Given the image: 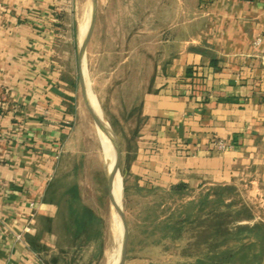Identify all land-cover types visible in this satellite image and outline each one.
I'll return each instance as SVG.
<instances>
[{
    "label": "crops",
    "instance_id": "obj_1",
    "mask_svg": "<svg viewBox=\"0 0 264 264\" xmlns=\"http://www.w3.org/2000/svg\"><path fill=\"white\" fill-rule=\"evenodd\" d=\"M110 2L114 17L140 5L145 34L159 35L127 177L145 189L235 187L254 213L241 223L264 221V0H96V13ZM93 4L0 0V264H74L98 240L96 211L57 181L78 114L72 29Z\"/></svg>",
    "mask_w": 264,
    "mask_h": 264
},
{
    "label": "rangeland",
    "instance_id": "obj_2",
    "mask_svg": "<svg viewBox=\"0 0 264 264\" xmlns=\"http://www.w3.org/2000/svg\"><path fill=\"white\" fill-rule=\"evenodd\" d=\"M138 7L134 6L132 13L139 16L114 17L111 2L101 6L100 13L95 11L83 52L93 10L78 18V26L72 29L77 39L66 69L74 80L78 114L67 154L58 165L57 181L62 187L79 190L78 205L93 208L102 222L89 226V234L98 233V240L78 250L74 264H117L114 260L122 248V231L117 224L121 197L127 255L155 264H194L199 258L208 259L230 245L240 244V236L214 241L213 232L221 218L213 214L248 201L244 190L224 186L145 189L125 173L144 121L143 102L151 91L158 70L155 58L160 53L149 48L159 41V35L145 34L150 19ZM108 129L113 140L108 166L113 171L115 193L117 187L120 189L117 201L108 182Z\"/></svg>",
    "mask_w": 264,
    "mask_h": 264
},
{
    "label": "trees",
    "instance_id": "obj_3",
    "mask_svg": "<svg viewBox=\"0 0 264 264\" xmlns=\"http://www.w3.org/2000/svg\"><path fill=\"white\" fill-rule=\"evenodd\" d=\"M221 218L214 229V241L240 238L239 246L230 245L218 255L214 253L208 259L199 258L194 264H264V221L241 223L254 218L252 209L240 202L236 207L217 211L213 214Z\"/></svg>",
    "mask_w": 264,
    "mask_h": 264
},
{
    "label": "water",
    "instance_id": "obj_4",
    "mask_svg": "<svg viewBox=\"0 0 264 264\" xmlns=\"http://www.w3.org/2000/svg\"><path fill=\"white\" fill-rule=\"evenodd\" d=\"M95 8H96V0H94V4H93V15H92V20L89 26V29L87 31L86 34V38L84 40L83 46H82V51L83 52L86 48V45L88 43V40L90 38V34L92 31V26H93V22H94V17H95ZM84 85V82H83ZM86 91V89H85ZM112 149H113V140L112 138L110 139V144L108 147V157L112 156ZM108 182H109V186L111 189V193L113 194L115 200L117 198V195L115 193V188H114V182L113 179L111 177V175L108 174ZM121 201V200H120ZM118 205V222L120 224V230L122 231V248H121V259L119 261L118 264H123L126 260V255H127V236H126V219H125V213H124V208H123V201L122 204H120L119 202L117 203Z\"/></svg>",
    "mask_w": 264,
    "mask_h": 264
},
{
    "label": "bare ground",
    "instance_id": "obj_5",
    "mask_svg": "<svg viewBox=\"0 0 264 264\" xmlns=\"http://www.w3.org/2000/svg\"><path fill=\"white\" fill-rule=\"evenodd\" d=\"M85 75H86L85 77H87V74H85ZM87 79H88V77H87ZM88 81H89V80H88ZM94 104H96L95 101H94ZM97 112L100 113V114L102 115V113H101L100 111H98V109H97ZM98 127H99V129H100V131H101V133H102V136L104 137V133H103V130H102V128H101V125L98 124ZM110 139H111V136H110V132H109V129H108V147H109V144H110ZM108 147H107V155H108ZM107 155H106V159H107L106 162H107V167H108L107 169H108V173H109V175H111L110 171H112V170H110V169H109V166H108V158H109L110 156L108 157ZM110 167H111V166H110ZM112 172H113V171H112ZM112 174L115 175V174H116V170H115L114 173H112ZM114 175H113V176H114ZM111 177H112V176H111ZM112 179H113V178H112ZM113 182H114V181H113ZM114 188H115V186H114ZM119 194H120V189L117 187L116 195L118 196ZM120 200H121V201H120ZM120 200H119V203L122 204V197L120 198ZM116 201H117V200H116ZM115 203H116V202H115ZM113 205H114V204H113ZM115 205H116V204H115ZM114 214H115V213H114ZM117 216H118V213H117ZM114 224H115V223H114ZM117 224H118V227L120 228V224H119L118 221H117ZM117 224H116V225H117ZM112 225H113V223H112ZM113 227H114V226H113ZM115 229H116V227H115ZM117 229H118V228H117ZM115 232H116V230H115ZM119 238H120V237H119ZM119 238H117L118 241H120ZM118 247H119V246H118ZM110 252H111V251H110ZM117 255H118L117 258H116V260H114V261L118 264L119 261H120V259H121V253L119 252V254H117ZM115 257H116V256H115ZM114 259H115V258H114ZM106 260H108V259H106ZM115 262H114V263H115ZM111 263H112V262H111ZM111 263H110V264H111Z\"/></svg>",
    "mask_w": 264,
    "mask_h": 264
},
{
    "label": "built area",
    "instance_id": "obj_6",
    "mask_svg": "<svg viewBox=\"0 0 264 264\" xmlns=\"http://www.w3.org/2000/svg\"><path fill=\"white\" fill-rule=\"evenodd\" d=\"M260 42H261V40L258 39L257 40V43H260ZM219 146H220L221 149H224L225 148V144L223 142H219Z\"/></svg>",
    "mask_w": 264,
    "mask_h": 264
}]
</instances>
